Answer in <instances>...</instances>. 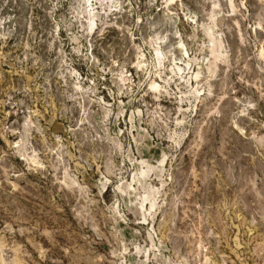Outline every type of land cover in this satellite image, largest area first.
<instances>
[{"label": "rangeland", "instance_id": "1", "mask_svg": "<svg viewBox=\"0 0 264 264\" xmlns=\"http://www.w3.org/2000/svg\"><path fill=\"white\" fill-rule=\"evenodd\" d=\"M89 3L0 0L5 257L264 264V0Z\"/></svg>", "mask_w": 264, "mask_h": 264}, {"label": "bare ground", "instance_id": "2", "mask_svg": "<svg viewBox=\"0 0 264 264\" xmlns=\"http://www.w3.org/2000/svg\"><path fill=\"white\" fill-rule=\"evenodd\" d=\"M89 1H90V0H85V5H86V10L90 12L91 9H89V8H90V5H92V3H89ZM166 2H168V3H173L174 0H166ZM208 20H210V19L208 18ZM93 27H94L93 22H90V26L88 27V30H89L90 28L93 29ZM206 32H207V34H209L210 30H209V29H206ZM209 40H210V42H211V44H212V46H211L212 54L215 56L216 60L221 59V57H222V53H223L222 45H220V43H219L215 38H213V36H210V34H209ZM262 52H263V51H262ZM156 54L160 57V52H159V50H158L157 48H156ZM183 54H184V56H185L186 58H187L188 56H190L188 50L185 51V53H183ZM174 69L176 70L177 73H179V70H177L176 68H174ZM192 78H193V79H196V80L198 81V74H196V75L193 74ZM156 84H157L156 81L153 82V83H151L150 86H149V89H150L151 91H157ZM148 204H149V203H147V205H148ZM5 249H6V248H5V244L2 242V240H1V238H0V261H1L3 264H19L18 261H17V258H13V259L8 260V259L5 257V255H6V253H5Z\"/></svg>", "mask_w": 264, "mask_h": 264}, {"label": "built area", "instance_id": "3", "mask_svg": "<svg viewBox=\"0 0 264 264\" xmlns=\"http://www.w3.org/2000/svg\"><path fill=\"white\" fill-rule=\"evenodd\" d=\"M0 264H2V263H0Z\"/></svg>", "mask_w": 264, "mask_h": 264}]
</instances>
